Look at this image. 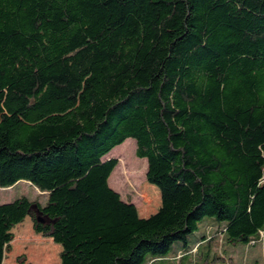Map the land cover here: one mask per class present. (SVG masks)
Wrapping results in <instances>:
<instances>
[{
    "label": "trees",
    "instance_id": "obj_1",
    "mask_svg": "<svg viewBox=\"0 0 264 264\" xmlns=\"http://www.w3.org/2000/svg\"><path fill=\"white\" fill-rule=\"evenodd\" d=\"M128 138L160 195L146 218L108 184ZM20 181L46 202L0 204V264L27 216L60 264L191 256L205 217L262 242L264 0H0V188Z\"/></svg>",
    "mask_w": 264,
    "mask_h": 264
},
{
    "label": "rangeland",
    "instance_id": "obj_2",
    "mask_svg": "<svg viewBox=\"0 0 264 264\" xmlns=\"http://www.w3.org/2000/svg\"><path fill=\"white\" fill-rule=\"evenodd\" d=\"M124 142L114 147L103 158H115L118 161L108 184L119 193L123 201L135 205L140 217L146 218L160 207L159 191L149 186L146 181L147 162L146 159L136 156L135 140L128 138ZM120 146L125 147V162H120L117 157L121 155ZM131 161L133 169L130 168ZM22 197L40 205H45L46 202V195L25 181H20L12 187L0 188V204L10 203ZM213 221L212 218L205 217L198 223L197 230L188 235L187 242L191 247L197 239L207 234V241L202 243L198 250L193 248L191 256L181 257L184 254L181 251L184 244L177 241L166 257L155 259L151 264H264V240L256 245L227 246L220 236V228L212 224ZM32 225L33 218L27 216L12 230L14 239L13 243L11 242V252L6 254L10 264H60L59 245L54 244L51 239L35 234Z\"/></svg>",
    "mask_w": 264,
    "mask_h": 264
}]
</instances>
